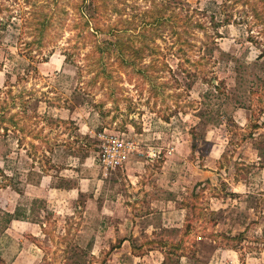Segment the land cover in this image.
<instances>
[{
  "label": "rangeland",
  "instance_id": "rangeland-1",
  "mask_svg": "<svg viewBox=\"0 0 264 264\" xmlns=\"http://www.w3.org/2000/svg\"><path fill=\"white\" fill-rule=\"evenodd\" d=\"M11 114L30 133L1 129L21 192L0 189V264H211L220 247L245 264L264 248V0H0ZM108 135L134 145L110 171Z\"/></svg>",
  "mask_w": 264,
  "mask_h": 264
},
{
  "label": "trees",
  "instance_id": "trees-1",
  "mask_svg": "<svg viewBox=\"0 0 264 264\" xmlns=\"http://www.w3.org/2000/svg\"><path fill=\"white\" fill-rule=\"evenodd\" d=\"M87 25L89 26V23H90V19L87 20ZM96 30L98 31H102L100 30V26L98 25V23L96 22L95 23V26ZM114 45H118V49L120 50V57L122 58V62L123 63H130V61H132L131 59H129L126 55V51H125V47L127 46H123V44H120L119 42H117L116 44ZM138 52V51H136ZM28 102L29 100H27V102H24V106L20 105V107L22 108V111L25 110L26 111V108H27V105H28ZM19 107V109H20ZM28 111V110H27ZM16 115L17 114H11V116L7 117L6 115H2L0 116V136L2 135V130L4 133H9V131H12V132H17L19 131L20 133H24V135H29L30 132H27L26 129V125H19L18 123V119L16 118ZM5 122H10L11 123V127L4 124ZM2 123H3V126H2ZM256 128H259L260 127V124H256L255 125ZM44 128V127H42ZM2 129V130H1ZM27 132V134H26ZM40 133V132H39ZM252 133L250 134V136L252 137ZM37 138H40L41 139V142L44 141V138L40 137V135L37 136ZM19 173L17 172V175ZM15 181V176H9V174L3 169V168H0V189L2 188H5L7 186H12L13 189L17 190L18 192H21L20 188L18 187V185H16L14 183ZM59 189H63L64 186H59L58 187ZM21 215V212H20V209L17 207L14 211H13V214L11 215V219H15V220H21L23 218L20 217Z\"/></svg>",
  "mask_w": 264,
  "mask_h": 264
},
{
  "label": "built area",
  "instance_id": "built-area-1",
  "mask_svg": "<svg viewBox=\"0 0 264 264\" xmlns=\"http://www.w3.org/2000/svg\"><path fill=\"white\" fill-rule=\"evenodd\" d=\"M132 142L118 135L103 136L97 162L105 170L124 166L133 150Z\"/></svg>",
  "mask_w": 264,
  "mask_h": 264
},
{
  "label": "crops",
  "instance_id": "crops-1",
  "mask_svg": "<svg viewBox=\"0 0 264 264\" xmlns=\"http://www.w3.org/2000/svg\"><path fill=\"white\" fill-rule=\"evenodd\" d=\"M184 258V256H183ZM211 264H241L238 251L230 248H216L211 257ZM245 264H264V248L257 255H248Z\"/></svg>",
  "mask_w": 264,
  "mask_h": 264
}]
</instances>
